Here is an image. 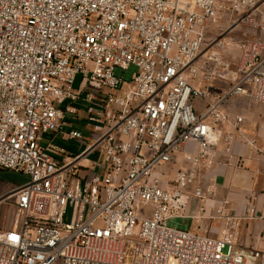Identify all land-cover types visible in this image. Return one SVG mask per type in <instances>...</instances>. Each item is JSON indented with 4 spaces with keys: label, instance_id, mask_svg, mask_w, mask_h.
Instances as JSON below:
<instances>
[{
    "label": "built area",
    "instance_id": "built-area-1",
    "mask_svg": "<svg viewBox=\"0 0 264 264\" xmlns=\"http://www.w3.org/2000/svg\"><path fill=\"white\" fill-rule=\"evenodd\" d=\"M263 10L264 0H0V169L28 178L0 198L15 209L0 264H264V251L236 241L244 221H264V199L260 215L218 205L212 218L228 223L218 238L168 226L191 197L205 202L202 170L221 158L238 166L242 142L262 153L264 136L248 137L226 105L264 106ZM221 21L250 25L252 36H212ZM235 46L234 82L217 93ZM80 101L93 142L58 161L64 150L42 136L62 133ZM68 137L86 144L78 129ZM94 153L101 172L81 180L79 161Z\"/></svg>",
    "mask_w": 264,
    "mask_h": 264
},
{
    "label": "rangeland",
    "instance_id": "rangeland-1",
    "mask_svg": "<svg viewBox=\"0 0 264 264\" xmlns=\"http://www.w3.org/2000/svg\"><path fill=\"white\" fill-rule=\"evenodd\" d=\"M232 25V22L221 21L219 24L213 27L212 36L216 37L217 35L227 33V41L236 45L244 39L250 38L252 36L250 25H241L240 27L234 28L232 31H230L229 29L232 27ZM224 56L225 59L230 62L231 67L225 73V78L222 81L215 82V89L217 93L225 92L232 86L234 82V66L236 65V58L238 56V47L235 46L226 48ZM135 72L136 68L132 67L124 74V80L130 82ZM116 75L118 77H122L123 72L121 70H116ZM81 84V76H77L74 82V88L76 90L79 89ZM194 106L196 110H202L204 108V103L200 100H195ZM226 107L231 112L244 116V128L248 137L260 138L264 136L263 105L257 104L250 97H242L230 100ZM77 125L81 127L85 141L90 143L94 135L92 134V131L87 128L86 122H80L77 123ZM257 143L258 147L261 148L262 153L249 148L250 152L252 153L251 162L246 163L243 161V159H241L242 161L238 166H232V168L235 171H238V173H231V183H229L230 181L226 182V178L220 176V174H213V168L202 170L199 173L197 184H200L205 195H207L205 202L201 203L199 199L191 197L188 205L183 210H178L173 213L178 216L168 219V226L189 231L202 237L218 238L221 235V232L228 225V223L221 218H212L214 210L218 205L227 203V213L229 212V215L231 216H243L247 212L246 210L254 206H258L257 208L260 209L264 199V177L261 173L262 162L264 160V145L259 141ZM82 144L83 142L74 140H68L65 142L60 140L59 142V146L73 154H80L84 150V144ZM181 162V159H179L177 164L167 167L168 171L165 173H167L166 175L169 181L174 178L176 171L181 167ZM245 170H253L255 173L254 188L252 189H246L243 184L239 185L235 182V180L240 178L239 174ZM27 179L28 178L25 175L0 169V198L8 194L12 188L25 184ZM210 192H212L211 195ZM12 203L13 201H9L0 205V233L11 229L13 226L15 209ZM202 208L205 211L206 217H196ZM260 211L261 209L259 210L258 215L261 214ZM252 221L254 220L244 221V223L239 228L236 237L237 245L239 247H248V243L250 242V234L245 230L250 227H247V225L252 224ZM262 241L264 242V231Z\"/></svg>",
    "mask_w": 264,
    "mask_h": 264
},
{
    "label": "crops",
    "instance_id": "crops-1",
    "mask_svg": "<svg viewBox=\"0 0 264 264\" xmlns=\"http://www.w3.org/2000/svg\"><path fill=\"white\" fill-rule=\"evenodd\" d=\"M73 106L76 108L75 114H69V113L66 114V120L69 123V126L67 128H65L62 133H51V134L43 135L41 142H40L43 147L47 146L48 144L51 143L54 146L64 150V152H65L64 156L65 157L52 154L58 161H63L64 158H66V157L73 158V157L83 155L86 152L87 145L92 144V142H93L91 140L90 143H88V141H87L86 142L87 144H84V145L82 144L84 146V150L80 154H73L71 152L69 153L63 147L59 146L60 140L62 142L71 140L68 137V133L72 129H78L80 131L82 130L81 127L79 125H77V123H80V122L83 123L85 121L87 128L90 131H92L90 125L87 122V115H86L87 105H86V103L80 101V102L73 104ZM198 111H200V110H198ZM82 133H83V131H82ZM235 153L238 156H240L243 159V161H245L246 163H249L252 160V153L250 152L249 148H247L246 146L245 147L242 146V144H237L235 146ZM181 157H182V155H181ZM98 161H99V156L97 153L89 154L88 156L81 159L79 161V174H78L79 178H81V180H84V179H88L93 174H99L101 172V169L98 166H96ZM212 172L215 175L220 174V176H223L224 178H226V182L230 181L229 183H231V178H232L231 173H234V172L238 173V171H235L232 168V166H229L228 164H226L225 158H221L219 160V162H217L214 165ZM239 176H240V178H238V180H235L236 183H238L239 185L243 184V186L246 187V189L254 188L255 173L253 170L242 171L239 174ZM14 188H12V189H14ZM256 207H258V206H256ZM260 209L258 208V210H260ZM248 226H250V227L245 231L249 232V234H250L249 235L250 236L249 237L250 242L248 243V247H245V248H252V249H258V250L264 251V242L262 241L263 231H264V221H262L260 219H255L254 221H252V224L247 225V227Z\"/></svg>",
    "mask_w": 264,
    "mask_h": 264
}]
</instances>
